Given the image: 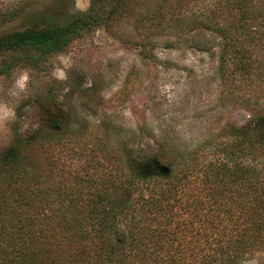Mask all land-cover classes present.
<instances>
[{"label": "rangeland", "instance_id": "374dc122", "mask_svg": "<svg viewBox=\"0 0 264 264\" xmlns=\"http://www.w3.org/2000/svg\"><path fill=\"white\" fill-rule=\"evenodd\" d=\"M219 3L128 0L109 24L84 33L40 69L20 64L0 75V151L15 130L30 135L53 115L60 134L24 149L37 173L54 177L57 185L123 178L129 187L124 196L132 198L137 214L154 182L138 184L132 163L154 157L182 178L183 204L175 210L180 218L193 217L185 203L206 196V168L223 158L220 146L235 127L264 115V79L251 84L233 75L229 63L221 69L222 39L200 25L210 9L218 12ZM90 5L91 0H0V35L27 28L39 15L64 24ZM249 28L238 38H258L255 54L262 58L264 26L250 22ZM200 219L194 215L195 222ZM130 223L124 220L121 228ZM185 241L204 238L188 234ZM240 264H264V253Z\"/></svg>", "mask_w": 264, "mask_h": 264}, {"label": "trees", "instance_id": "16d2710c", "mask_svg": "<svg viewBox=\"0 0 264 264\" xmlns=\"http://www.w3.org/2000/svg\"><path fill=\"white\" fill-rule=\"evenodd\" d=\"M183 2L165 0L170 6ZM127 4L91 0L87 11L64 24L39 15L25 29L1 34L0 75L20 64L40 69L84 33L109 24ZM250 22L264 26V0H220L218 12L210 9L200 25L222 39L221 69L229 63L233 75L252 84L264 79V56L255 54L260 42L254 35L238 38ZM60 127L51 115L42 130L27 136L15 130L0 151V264H240L264 253V115L235 127L220 146L223 158L206 168V196L185 203L193 216L187 219L175 210L183 204L182 178L154 157L132 163L138 184L154 182L137 214L132 198L124 196L129 187L123 178L57 185L54 177L37 173L24 149L52 140ZM194 215L201 219L195 222ZM127 219L131 223L122 229ZM188 234L204 241H185Z\"/></svg>", "mask_w": 264, "mask_h": 264}]
</instances>
